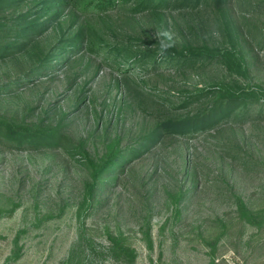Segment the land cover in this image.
<instances>
[{"label":"rangeland","instance_id":"374dc122","mask_svg":"<svg viewBox=\"0 0 264 264\" xmlns=\"http://www.w3.org/2000/svg\"><path fill=\"white\" fill-rule=\"evenodd\" d=\"M0 264H264V0H0Z\"/></svg>","mask_w":264,"mask_h":264},{"label":"clouds","instance_id":"9594fccd","mask_svg":"<svg viewBox=\"0 0 264 264\" xmlns=\"http://www.w3.org/2000/svg\"><path fill=\"white\" fill-rule=\"evenodd\" d=\"M158 43L160 44V54L163 55L167 52V50L173 46L172 43H168L166 41H172V34L167 30H162L157 33Z\"/></svg>","mask_w":264,"mask_h":264}]
</instances>
